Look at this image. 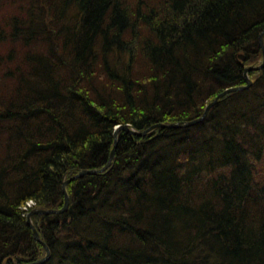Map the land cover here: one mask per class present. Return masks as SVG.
<instances>
[{
	"label": "trees",
	"instance_id": "obj_1",
	"mask_svg": "<svg viewBox=\"0 0 264 264\" xmlns=\"http://www.w3.org/2000/svg\"><path fill=\"white\" fill-rule=\"evenodd\" d=\"M263 32L264 0H0V264L46 256L26 212L61 209L117 126L188 122L244 85ZM249 75L203 123L120 132L66 212L32 217L43 264H264V68Z\"/></svg>",
	"mask_w": 264,
	"mask_h": 264
},
{
	"label": "water",
	"instance_id": "obj_2",
	"mask_svg": "<svg viewBox=\"0 0 264 264\" xmlns=\"http://www.w3.org/2000/svg\"><path fill=\"white\" fill-rule=\"evenodd\" d=\"M264 32L260 35V38H259V43H260V47L263 51V55H264ZM264 67V63L262 64V66L258 67L257 69H261ZM253 69V67H250L248 69L245 70V80L247 82V85L244 86V87H237V88H232V89H229V90H226L225 92L221 93L213 102L209 103L205 113L202 115V117L194 120V121H188L185 123V126L183 127H190V126H195L197 124H199L200 122H202L203 120H205L207 118V115L209 114L210 110L214 107V106H217V104L220 102V100L222 98H224L226 95H229L233 92H237V91H240V90H244V89H247L249 88L251 85H252V82L251 80L249 79L248 77V72L251 71ZM157 127H171V128H177L178 127V124H170V125H164V124H158L157 126H154V127H151L149 129V131L153 130V128H157ZM121 130H125V131H128V133L130 134H134V135H141V134H136V133H133V131H129L128 130V127L127 126H124V127H120L115 133H114V140H115V144H114V148L112 149L111 151V154H110V157L108 159V162L106 163V165L100 169V170H83L81 172H79L78 174H76L73 178H71L70 180H68L67 182L64 183L63 185V191H64V197H65V201H64V206L62 209H50V210H32L30 212V214L27 215V218H26V221H27V224L28 226L33 229L34 231V237L37 241H39L43 246L44 248L46 249V252H47V255L38 260V261H35L33 263H28V264H43L45 263L49 258H50V250L49 248L47 247V245L40 240V235L36 229V227L32 224L31 220H30V217H32V215H37V216H41V215H55V214H61V213H64L67 211L68 207H69V196L67 194V192L65 191V187L73 180H76L78 178H82L83 176L85 175H97V174H100L102 172H104L105 170H107L113 163V160H114V157H115V154H116V148H117V145H118V133L121 131ZM148 131V130H147ZM146 131V132H147ZM146 132L142 133V135H144Z\"/></svg>",
	"mask_w": 264,
	"mask_h": 264
},
{
	"label": "rangeland",
	"instance_id": "obj_3",
	"mask_svg": "<svg viewBox=\"0 0 264 264\" xmlns=\"http://www.w3.org/2000/svg\"><path fill=\"white\" fill-rule=\"evenodd\" d=\"M204 104H206V106H204L203 107V105ZM208 105H209V100H207V102L206 103H201L200 104V106H199V109H200V112L199 113H201V114H204L205 113V111H206V109H207V107H208ZM201 107H202V109H201ZM206 126V125H205ZM195 135V134H194ZM189 136H190V140H192V139H194V138H199L198 136H191L190 134H189V132H188V134L186 135V139H188L189 138ZM185 138V137H184ZM185 139V140H186ZM187 141V140H186ZM188 142V141H187ZM136 154V153H135ZM135 157H134V154H133V158L132 159H134ZM126 160H128L127 159V157H124V161H126ZM180 162H182V160L180 161ZM181 164V163H180ZM181 167H183L182 165H179L178 163H176V170L173 172V174H171V175H174L176 178L178 177V175H177V170L178 169H180ZM185 167H188L187 166V164L185 165ZM191 169V168H190ZM260 176L261 177H264V164H263V166H262V168H261V170H260ZM169 177V176H168ZM169 189V188H168ZM170 194V193H169ZM171 195V194H170ZM172 196L173 195H171V200L173 201V206L175 207V206H177L179 203H182V201H181V197L180 196H173V198H172ZM167 196H165V198H166ZM164 198V197H163ZM169 198H167V200H168ZM170 200V199H169ZM171 200H170V202H171ZM167 204H168V202H167ZM172 206V207H173ZM176 208V207H175ZM24 211H27L26 210V208H24ZM27 213V212H26ZM28 214H30V212L28 213ZM33 216H35V215H32V217ZM156 216H160V219H159V221L161 222V226H163V220L164 219H168L169 221H171V227H169V231H170V233L173 235V237H174V234H175V239L177 240V241H179L180 240V238H181V234L180 235H177L176 233H175V229H174V227L177 225V224H174L173 223V219L172 218H166L168 215L166 214V212H164V211H162L161 209H159L158 210V213H157V215ZM177 231H180V228H178V230ZM40 240L42 241V239L40 238ZM37 241V240H36ZM38 243H40L39 241H37ZM41 244V243H40ZM111 244H113L112 242H111ZM42 245V244H41ZM147 253L148 254H151V255H155V251H153V250H149V251H147Z\"/></svg>",
	"mask_w": 264,
	"mask_h": 264
},
{
	"label": "bare ground",
	"instance_id": "obj_4",
	"mask_svg": "<svg viewBox=\"0 0 264 264\" xmlns=\"http://www.w3.org/2000/svg\"><path fill=\"white\" fill-rule=\"evenodd\" d=\"M115 143V142H114ZM113 148H114V146H113ZM112 148V149H113ZM117 149V148H116ZM116 151V150H115ZM116 155V154H115ZM64 185V184H63ZM65 191L67 192V190H66V187H65ZM64 192V191H63ZM32 205H35V203L33 202V201H30L28 204H27V206L29 207V206H32ZM27 215H28V213H26V217H27ZM42 216V215H41ZM30 220H31V222H32V217H30ZM32 224H33V222H32ZM34 225V224H33ZM32 231H33V229H32ZM33 234H35L34 233V231H33ZM50 250V249H49Z\"/></svg>",
	"mask_w": 264,
	"mask_h": 264
}]
</instances>
